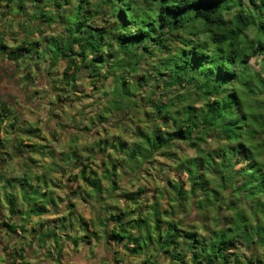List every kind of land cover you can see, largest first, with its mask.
Segmentation results:
<instances>
[{
	"label": "clouds",
	"instance_id": "9594fccd",
	"mask_svg": "<svg viewBox=\"0 0 264 264\" xmlns=\"http://www.w3.org/2000/svg\"><path fill=\"white\" fill-rule=\"evenodd\" d=\"M0 264H264V0H0Z\"/></svg>",
	"mask_w": 264,
	"mask_h": 264
}]
</instances>
